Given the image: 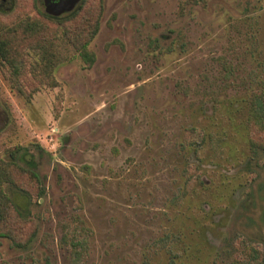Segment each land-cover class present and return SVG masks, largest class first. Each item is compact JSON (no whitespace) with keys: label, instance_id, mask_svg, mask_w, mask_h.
Listing matches in <instances>:
<instances>
[{"label":"rangeland","instance_id":"rangeland-1","mask_svg":"<svg viewBox=\"0 0 264 264\" xmlns=\"http://www.w3.org/2000/svg\"><path fill=\"white\" fill-rule=\"evenodd\" d=\"M98 4L75 16L100 8L93 62L68 55L49 86L29 64L63 28L42 0H0L28 64L12 81L0 62V158L22 146L39 179L4 185L36 234L0 237V264H264V0Z\"/></svg>","mask_w":264,"mask_h":264},{"label":"trees","instance_id":"trees-1","mask_svg":"<svg viewBox=\"0 0 264 264\" xmlns=\"http://www.w3.org/2000/svg\"><path fill=\"white\" fill-rule=\"evenodd\" d=\"M88 0H81L71 12L66 13L67 16H52L44 13L46 18L57 21V25L60 26L63 31L61 39L57 31L52 36L54 44L50 43V38L43 33L46 37V41L41 44H37L38 58L35 62L29 64L32 67L33 73L39 74L40 81L44 80L49 86H55L56 81L53 72L58 63L62 59L70 56L72 53H78V55L88 64L94 60V54L89 51L88 45L91 39L95 36L99 28L100 8L98 14L91 22L87 18L85 23L79 22L75 17L83 10V5ZM102 0H99V7ZM92 9H88L85 13L91 14ZM86 14H83L86 16ZM46 28L45 25L33 23L29 29L31 31H37L40 28ZM57 27V26H55ZM1 28V26H0ZM45 39V38H44ZM43 39V40H44ZM60 41L63 45H57ZM57 46H56V45ZM20 56L13 51L12 45L1 35L0 32V62L9 67V77L12 81H15V76L20 74L21 70L25 69L28 65L27 62H23L17 56ZM34 73V74H35ZM251 116L254 118V123L259 127L258 129L264 133V105L261 104L260 99H256L251 109ZM203 139V138H202ZM22 146H16L13 152H10L11 157L9 160L0 158V237H6L13 241L17 247H24L30 243L36 232L35 228L24 232L28 224L32 225L30 218L19 209L16 201L4 190V185L13 186L18 191L24 193L26 196L29 192L28 183L31 184V180L38 184V174L29 166L28 162L24 161V155L28 150L22 151ZM28 166V167H27ZM67 232L63 236V241H67ZM74 234L71 235L70 245L75 249V254L80 252L79 248L85 246V241L74 240Z\"/></svg>","mask_w":264,"mask_h":264},{"label":"water","instance_id":"water-1","mask_svg":"<svg viewBox=\"0 0 264 264\" xmlns=\"http://www.w3.org/2000/svg\"><path fill=\"white\" fill-rule=\"evenodd\" d=\"M79 0H43L45 12L51 15H59L71 10Z\"/></svg>","mask_w":264,"mask_h":264},{"label":"flooded vegetation","instance_id":"flooded-vegetation-1","mask_svg":"<svg viewBox=\"0 0 264 264\" xmlns=\"http://www.w3.org/2000/svg\"><path fill=\"white\" fill-rule=\"evenodd\" d=\"M42 3L44 4L43 0H42Z\"/></svg>","mask_w":264,"mask_h":264}]
</instances>
